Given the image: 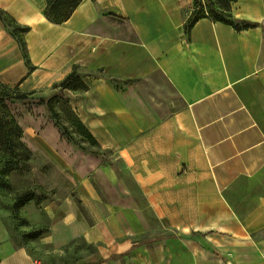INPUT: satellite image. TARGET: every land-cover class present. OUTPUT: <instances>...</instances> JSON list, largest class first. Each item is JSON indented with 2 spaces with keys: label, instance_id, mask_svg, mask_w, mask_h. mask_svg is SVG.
I'll list each match as a JSON object with an SVG mask.
<instances>
[{
  "label": "crops",
  "instance_id": "obj_1",
  "mask_svg": "<svg viewBox=\"0 0 264 264\" xmlns=\"http://www.w3.org/2000/svg\"><path fill=\"white\" fill-rule=\"evenodd\" d=\"M46 0H0L24 34L23 92L44 98L75 69L87 90H63L104 160L47 207L40 242L75 264H264V0H234L237 30L209 15L189 34L194 0H83L63 24ZM125 23L132 38L118 28ZM0 21V47H17ZM37 148L60 158L46 133ZM147 212L161 232L156 234ZM0 264H44L0 220ZM53 264V263H52Z\"/></svg>",
  "mask_w": 264,
  "mask_h": 264
},
{
  "label": "rangeland",
  "instance_id": "obj_2",
  "mask_svg": "<svg viewBox=\"0 0 264 264\" xmlns=\"http://www.w3.org/2000/svg\"><path fill=\"white\" fill-rule=\"evenodd\" d=\"M200 4L204 11H210L219 18L225 19L230 15L228 0H198L196 8ZM200 13L201 9H198L195 15ZM121 24L118 30L126 38H132L129 26ZM3 25L17 47H0V98L22 129L23 146L16 145L11 151L0 144V220L9 230L16 246H25L34 258L42 260L44 264H56L57 260H61L58 252L40 242L41 236L48 233L50 227L46 207L68 194L71 185H74L69 176L76 182L92 173L102 161L113 158L109 159L108 153L103 154L98 150L93 139L77 121L69 98L63 91L57 90L44 97L46 101L53 100L58 120L52 117L46 103L38 104L40 96L32 95L27 102L6 97L18 88V81L28 73L30 65L22 28L9 18ZM43 133L57 148L60 158L57 164L50 162L37 148ZM113 164L117 169L122 168V164L116 160H113ZM118 170L133 185L126 171ZM147 215L156 233L151 238H158L157 234L161 232L158 222L153 213L147 212ZM93 250L80 238L59 254L62 260L75 264Z\"/></svg>",
  "mask_w": 264,
  "mask_h": 264
},
{
  "label": "trees",
  "instance_id": "obj_3",
  "mask_svg": "<svg viewBox=\"0 0 264 264\" xmlns=\"http://www.w3.org/2000/svg\"><path fill=\"white\" fill-rule=\"evenodd\" d=\"M82 1L83 0H46L47 8L45 10V17L52 23L63 24L71 17L75 9L79 6V4ZM233 1L234 0H228L230 15L228 16V18L225 19L213 15V13L210 11H204L203 5L201 4L199 5L198 8H196L195 6V11L193 12L192 16L185 25L186 33L189 34L190 30L194 27V25L200 19L206 17L207 15H209L215 21H220L232 25L237 30H245V29L257 27L258 26L257 23H252L247 20L236 19L233 16L231 11V4ZM194 3L195 5H197L198 0H194ZM198 9H201V13L198 16H196L195 13L197 12ZM6 18H9L12 22H15L6 12L0 9V21L6 23ZM22 30L24 33H26L29 31V28H22ZM13 35H16L15 32H13ZM57 87L61 89V92L63 90H75V89L77 90L76 92H82L87 90V86L82 80V75L79 73L77 69H75L71 74H69ZM33 94H34L33 92L27 93L21 91L18 86V88L13 91L12 95H6V97H8L10 100L13 101L27 102L30 100V97ZM45 103L47 104L48 110L51 113L52 117L58 120V114L55 112L53 108V100L50 99L46 101L45 98H41L38 101V104L40 105ZM76 118L79 124L85 129V127L79 121L77 116ZM57 124L59 125L58 121ZM22 134L23 132L20 125L11 116L7 105L4 104V102L0 98V144H2L4 147L10 148L11 151H14V147L16 145L23 146V142L21 140ZM64 134L66 136L65 131Z\"/></svg>",
  "mask_w": 264,
  "mask_h": 264
}]
</instances>
